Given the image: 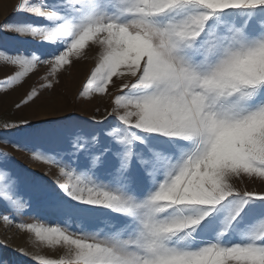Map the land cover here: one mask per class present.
<instances>
[{
	"label": "snow or ice",
	"instance_id": "snow-or-ice-1",
	"mask_svg": "<svg viewBox=\"0 0 264 264\" xmlns=\"http://www.w3.org/2000/svg\"><path fill=\"white\" fill-rule=\"evenodd\" d=\"M17 11L27 19L0 26L16 34L14 51L0 46V70L13 69L0 90L38 65L58 82L92 52L79 95L111 104L99 120L0 125L4 143L58 169L50 181L0 153V219L55 225L17 223L62 253L34 264H264V187H237L264 185V0H25ZM37 97L32 87L24 105Z\"/></svg>",
	"mask_w": 264,
	"mask_h": 264
},
{
	"label": "rangeland",
	"instance_id": "rangeland-1",
	"mask_svg": "<svg viewBox=\"0 0 264 264\" xmlns=\"http://www.w3.org/2000/svg\"><path fill=\"white\" fill-rule=\"evenodd\" d=\"M24 2L25 0H0V26L27 19L22 12L17 11L18 6ZM15 38V33L0 30V46L7 44L9 49L14 51L11 41ZM94 64L93 53L89 52L86 57L76 62L72 67L61 71L58 82L48 75L50 70L47 65H38L20 85L7 91L0 90V125L6 121L14 124L26 121L36 125L37 122L46 120L67 123L76 119L91 120L93 117L97 120L101 119L110 109L109 98L99 94L83 97L79 95L84 91L83 84ZM12 72L11 67L0 70V81L11 75ZM48 83L53 84L51 89L42 88ZM32 87L38 89V97L25 106L23 101ZM18 104L19 108H17ZM65 117L68 120H65ZM23 131L24 129L21 130V132ZM16 135H20V133ZM3 140L4 138L0 137V153H7L16 165L36 176H43L50 181L55 179L58 169L39 161L34 162L30 153L14 148L11 144L4 143ZM237 187L242 191H260L264 185L259 182L255 184L238 182ZM25 211L27 210L25 209ZM3 212L5 210L0 205V213ZM13 220L14 222L8 226L0 219V258L7 260L8 264H34L36 255L58 258L62 254L56 249H49L46 246L37 247L34 234L17 227L18 222L46 224L47 226H55L54 223L30 215L16 216L13 217ZM22 252L25 254H21Z\"/></svg>",
	"mask_w": 264,
	"mask_h": 264
}]
</instances>
